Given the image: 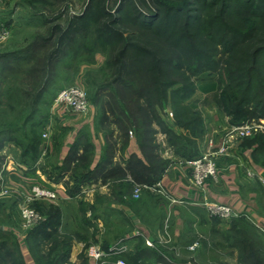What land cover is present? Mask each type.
<instances>
[{"label": "trees", "instance_id": "obj_1", "mask_svg": "<svg viewBox=\"0 0 264 264\" xmlns=\"http://www.w3.org/2000/svg\"><path fill=\"white\" fill-rule=\"evenodd\" d=\"M136 1L129 0L126 5V0H119L115 11L117 16L114 17L102 4H96L95 7L89 5L87 12L90 14L92 11L91 16L78 20L73 18L65 32V35H73L78 29L76 21L82 22L80 28L84 31L89 23L98 24L95 28L97 43L104 48L117 50V54L111 57L112 60H107V66L113 71L112 77L108 83L98 86V91L112 87L114 95L110 94L107 96L109 100H106L111 123L122 131L126 139L128 128H136L137 143L148 160V166L145 167L132 158L127 161L125 168L116 166L110 173V177L122 179L115 184V200L128 203L131 208L140 204L138 201L129 202L132 200V189L137 185L154 186L158 181L155 178L158 173L156 170L167 164L157 154L160 147L155 140L158 129H162L174 155L180 156L183 161L198 158L194 157L197 154L196 142L192 143L193 149H188L185 138L174 131L171 124L164 122L159 112L166 114L165 109L169 104L174 126L189 131L193 136H201L202 115L188 103L196 90L194 80L199 74L219 73L221 78L217 81L213 101L232 125L240 126L264 118V0ZM119 23L130 26L127 36L122 37L121 31L115 29ZM145 37H153L156 41L151 43ZM18 54L0 55L2 81L9 80L6 72L15 71V66H12L13 63L9 64V60L22 59ZM52 55L54 53H48L43 77L37 75L38 72L41 73V65L39 68L38 65L28 68L18 66L16 70L17 75H24L33 94L25 88H11L5 94L7 104L4 102V106H7L9 112H13L16 105L22 108L25 105L22 101H29L28 106L31 107L24 114L22 125H28L32 137L24 144L16 134L18 128L1 121L0 150L5 143L15 142L22 149L20 163L28 167L40 154L41 139L40 136L37 139V129L43 124L33 120V117L46 89L48 74L51 73L47 70L52 68ZM1 93L0 90V96ZM7 108H0V112ZM4 115L3 112L1 116L4 118ZM103 119L109 122L108 116L104 115ZM32 120L35 122L32 123ZM245 144L255 146L254 159L258 161L260 153L264 151V133L245 140ZM90 151V147L86 148L83 154L77 156L74 150L67 157H73V166H70L68 159L61 167H54L57 172L72 167L67 186V196L70 199H76L81 193L82 185L90 182L91 171L85 174L82 172L87 166ZM128 173L131 181L125 179ZM60 177L57 175L54 180L58 181ZM42 205L44 207L39 209L46 214V218L27 232V243L52 242L54 246L51 251L60 249L59 261L70 264L71 239L60 232L61 211L53 204ZM87 207L91 214L95 213L92 203L87 204ZM84 211L83 207L82 215L86 216ZM7 234L8 232L0 229L1 241L9 238ZM5 248V245L0 244V263L6 256H12L13 251ZM123 258L126 264L163 262L160 250L146 249L141 245L135 255H124ZM157 258L159 261L154 262Z\"/></svg>", "mask_w": 264, "mask_h": 264}, {"label": "rangeland", "instance_id": "obj_2", "mask_svg": "<svg viewBox=\"0 0 264 264\" xmlns=\"http://www.w3.org/2000/svg\"><path fill=\"white\" fill-rule=\"evenodd\" d=\"M128 2L129 0H126L125 4L128 5ZM118 3L119 0H0V55L19 53L18 55L22 56V59H8L9 64L13 63L12 66H15V71L11 73L6 72L9 80L6 79L5 82L0 78V90L2 91L0 108H7V106H4V102L7 104L5 94L11 88L17 90L25 88L31 94L34 92L32 89H29L24 75L16 74L18 66L28 68L32 66L37 67L38 65L39 68L41 65V73L38 72L37 75L38 77H43L42 74L45 72L48 53L49 55L54 53L52 55V68L47 70V72L51 73L48 74V80L45 79L47 80L46 89L42 94L33 117V120L43 124L37 129V139L39 136L41 139L39 157L42 152L44 154L46 146L52 140L53 130L51 129V125L53 126L59 113L66 112L64 108L54 106V100L61 89L72 86H78L85 90L90 105V111L87 116H80L81 121H92L94 125L93 131L102 133L106 141L115 140V142L122 145L126 143L124 134L114 123H111L112 118L109 117L107 112L110 109L107 106L106 100H109L107 96L113 94L112 87L109 86L103 91H98V86L108 83L112 77L113 71L109 65L107 66V60H112L111 57L117 54V50H111L109 47L104 48L97 43L95 40V28H97L98 24L95 23H89L90 25L84 31L83 28H80L81 21H76L77 31L73 35H65L67 25L73 18L78 20L82 17L91 16L93 12L91 11L90 14L87 12V9L90 7L89 5L95 7L96 4H102L111 13L110 15L114 17L117 16L115 11ZM128 27L130 26H122L119 23L115 26V29L121 31L122 37H125L129 33ZM145 38L151 43L156 41L153 37ZM220 78L218 72L201 73L194 80L196 89L198 83L210 80L214 81L217 85V81ZM96 92H98L97 95H95ZM213 96L214 94L206 97L208 98L206 100H199L197 105L203 106L205 102H210V97H212V102L214 103ZM26 101H22L25 102L22 108L16 105L17 107H15L13 112H9L8 108L0 112V118L2 117L0 124L6 122L9 123L8 125L13 124V128H18L16 134L24 144L32 137L28 131V125H22V118L31 107V105L30 107L28 106L29 101L27 103ZM170 108L168 104L165 109L166 114L160 111V116L164 122L171 124L174 131L185 138L188 149H193L194 146L192 143L196 142L198 149L194 157H200L208 153L213 154V156L217 153H224V148H226L224 147L225 144L219 142L209 152L200 154L199 149L202 148L203 139L206 135L204 119L203 134L201 136H193L189 131L186 132L174 126L172 110ZM219 111L224 114L220 109ZM3 112L5 113L4 118L1 116ZM104 115L108 116L109 122L103 119ZM77 117L79 115L70 114L68 118L75 120ZM33 120L31 121L32 123L35 122ZM227 121L233 129L245 125L257 127V130L249 136L237 137L244 139L241 143L254 137L258 133H264V118L252 120L240 126L232 125L229 118ZM161 130L158 129L157 136L155 137L156 141L159 140V135L164 136ZM232 130L230 133L234 134ZM45 133H49L48 139L43 138V134ZM135 133L136 128L130 127L128 128L127 137L136 136L137 134L135 135ZM159 144L161 151H165L169 147L165 137L163 140H159ZM119 147L120 149L123 148L120 145ZM119 147L115 148L119 150ZM214 148H216V152H212ZM222 149L223 151L221 152ZM21 152L22 149L15 142L5 143L0 150V229L8 232L7 235L9 236V238H5L2 241L0 238V244L5 245L6 250L13 251L12 256H6L0 264H19V262H24V264H67L62 260L59 261V248L54 252L53 250L51 251V248L54 246L52 242H40L41 244L34 242L27 243L26 234L31 228L26 227L25 224L27 222L23 218L22 213L26 209L33 210L41 216L42 220L36 224L38 225L46 218V214L42 213L39 209L41 206L42 208L44 207L42 204H53L60 209V232L71 239L70 249L74 243L82 245L78 262L74 264L92 263L87 253L89 247L94 246L103 251H107L111 245L110 243L127 234L129 231L127 224L129 222L123 212L114 211L110 219L107 217V204L129 206L128 203L116 201L113 194H110L109 197L103 200L106 206L103 214L105 215L103 223H109L113 228L110 229V234L102 235L100 240L96 239L95 231H92L95 213L91 214L87 207V204L90 205L91 203L83 201V197L61 203L58 200L59 198L53 201L43 199L32 200L31 197L33 195L31 191L34 184L28 186L22 182H17L18 180L12 175L13 172L20 171V167L22 168V163H20L22 157ZM262 152L259 155L260 159L258 161L260 160L264 164V151ZM172 157L183 160V158L177 155ZM45 161L51 165V161H54V159L49 157ZM185 161L186 163L190 162L188 159ZM22 165L24 168L27 167L25 164ZM46 166L48 165L46 164ZM41 168L43 169V167ZM256 182L259 185H255L254 190L258 193L256 200L259 203H256L255 213L260 218L259 220L258 217L256 220L254 216H248L249 218L246 216L242 217V215H238L233 209L237 215L224 219L211 215L207 206L202 204V202L198 205L178 203L176 205L179 208L178 210L184 223L183 239L181 238L178 243H174L173 239H171L172 235L169 233L171 212L167 211L164 217V232L157 236V242H151V246H148L146 242L144 243L145 248H156L160 250L163 262L159 261L158 258L156 261L154 259H151V261H159L158 264H264V225L259 224L261 223L260 221L264 222V181L258 180ZM37 185L44 186L39 183ZM143 189L136 193L134 187L131 198L135 200L140 199ZM161 195L159 197H163V201L166 203L167 200L165 201L164 196ZM83 202H86L85 205L82 204ZM83 207L85 208L84 213L86 216L82 215ZM158 208L160 209V207H156L155 205L152 215L158 214L160 216V210ZM85 219L87 221H84ZM34 244H38V246ZM194 244L196 245L192 248L191 246ZM116 245L117 247L123 246L127 249L125 244L117 243ZM137 245L139 246V243ZM123 254L109 255L107 260L112 257L116 258V260L122 259L125 262V258H121Z\"/></svg>", "mask_w": 264, "mask_h": 264}, {"label": "crops", "instance_id": "obj_3", "mask_svg": "<svg viewBox=\"0 0 264 264\" xmlns=\"http://www.w3.org/2000/svg\"><path fill=\"white\" fill-rule=\"evenodd\" d=\"M215 90L214 81L200 82L188 103L193 110L200 111L205 123L206 135L203 139L202 148L199 147L200 154L209 152L219 142L225 144L224 153H217L214 156L217 168L216 177L204 181L205 194L202 195V192L195 188L191 182V168L188 163L182 159L173 158V151L169 147L165 151H161L160 148L157 154L162 160L167 161L163 168L156 170L158 173L155 175L162 193L144 188L140 199L129 200V202L138 201L140 203L134 208L127 205L107 204L108 219L114 214V211H118L123 212L129 222L127 234L110 243L111 245L108 247V249L115 247L117 243L125 244L127 249L125 248L121 258L124 255H135L138 251V243L139 246L143 244L142 247L145 248L144 243L146 241L157 242V236L164 232V217L167 211L171 212L169 231L172 235L171 239L174 243H178L184 234V223L176 205L178 203L198 205L206 199L227 205L240 216L247 218L254 216L257 220L258 216L255 209L256 203L259 202L256 200L258 193L254 187L259 185L256 181H264V164L260 160L255 161L254 145H246L245 141L241 143L244 139L237 138L230 133L233 128L228 124V118L212 102V97L209 98L210 102H205V105H197L199 100L208 99L206 97L213 95ZM69 115L68 112H61L56 117L53 126L51 125L52 140L46 146L44 154L42 152L41 156L29 167L24 168L21 164L20 171H15L12 175L18 180L17 182H22L28 186L39 183L54 190L60 203L70 201L71 199L67 196V186L70 183L72 167L60 172L54 170V167H61L68 159H70V166H73L71 159L73 157L67 159L68 155L76 150L78 156L90 147L87 166L82 169L84 174L91 171L90 182L82 185L81 193L77 198L83 197V201L93 204L95 219L93 220L92 231H95L96 239L100 240L102 235L110 234V229L113 228L109 223H103L105 220L103 214L106 208L103 200L113 194L115 184L122 180L110 177L112 169L116 166L125 168L127 161L132 158L135 159L134 161H138L140 166L147 167L148 160L143 156L136 136L127 137L126 143L123 145L115 142V140L106 141L102 133L93 131L92 121L82 122L80 116L75 120L69 119ZM159 136L160 141L164 139V136ZM119 145L123 148L120 149ZM115 147H119V150ZM216 151L214 148L212 152ZM49 157L54 159L51 161V165L45 161ZM249 172L254 174L253 178L247 175ZM57 175L61 177L55 181ZM125 179L131 181L129 173ZM158 194L164 196V200H167L166 203L163 201V197H159ZM155 205L160 207V209L158 208L160 216L158 214L152 215ZM260 222L262 223H259L260 225H264V222ZM81 251V244L74 243L72 245L69 255L70 263L78 262ZM115 260L116 258H109V264H113ZM89 264L92 263L89 262Z\"/></svg>", "mask_w": 264, "mask_h": 264}, {"label": "built area", "instance_id": "obj_4", "mask_svg": "<svg viewBox=\"0 0 264 264\" xmlns=\"http://www.w3.org/2000/svg\"><path fill=\"white\" fill-rule=\"evenodd\" d=\"M54 106L64 108L66 112L79 116H87L90 111V105L88 103L87 94L83 88L78 86H72L61 89L54 100ZM256 130V126L245 125L242 127H235L232 131L234 132V136L236 137H247ZM48 137L49 133L43 134L44 139H48ZM222 151L223 149L221 150V152ZM188 165L191 168L190 176L193 186L199 189L202 192V195H204V181L207 179H214L216 176V164L213 154L208 153L206 155L200 156L188 162ZM247 175L251 178L254 177V174L250 172ZM142 188H150L159 193H162L159 183L151 187L137 185L135 186V192L138 193ZM31 193L33 195V197H31L32 200L43 199L53 201L58 198L54 190L37 184H34L32 186ZM202 204L207 206V209L211 215L218 216L220 218H231L237 215L231 208H229V206H226L221 203H212L208 200H203ZM22 216L27 222L25 224L27 228H32L39 221L42 220L41 216H39L33 210L29 209L24 210ZM146 244L148 246H151V241H146ZM195 245L196 244L191 247L194 248ZM124 252L125 248L123 246H115L108 249L107 251H103L100 248L94 246H91L87 249L88 256L92 260L93 264H109L107 260L109 255H118ZM113 264H125V262L122 259H117L114 261Z\"/></svg>", "mask_w": 264, "mask_h": 264}]
</instances>
